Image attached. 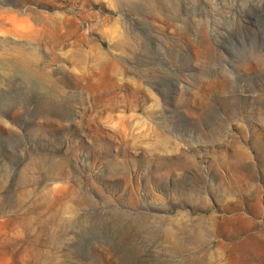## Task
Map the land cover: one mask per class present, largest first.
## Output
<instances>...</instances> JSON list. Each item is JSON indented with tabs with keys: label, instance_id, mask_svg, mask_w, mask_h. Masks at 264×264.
<instances>
[{
	"label": "rangeland",
	"instance_id": "obj_1",
	"mask_svg": "<svg viewBox=\"0 0 264 264\" xmlns=\"http://www.w3.org/2000/svg\"><path fill=\"white\" fill-rule=\"evenodd\" d=\"M259 116L264 0H0V264H264Z\"/></svg>",
	"mask_w": 264,
	"mask_h": 264
},
{
	"label": "bare ground",
	"instance_id": "obj_2",
	"mask_svg": "<svg viewBox=\"0 0 264 264\" xmlns=\"http://www.w3.org/2000/svg\"><path fill=\"white\" fill-rule=\"evenodd\" d=\"M235 99H236V98H235ZM261 99H262V98H261ZM229 102H230V101H229ZM258 103H259V102H258ZM240 104H241V103H240ZM232 110H233V109H232ZM262 112H263V111H262ZM262 115H263V114H262ZM260 116H261V115H260ZM260 116H259V121L262 123V127L264 128V122H262L263 118L260 117ZM260 131L262 132V130H260ZM253 137H254V134L251 135L252 140H254ZM256 137H257V136H256ZM262 142H263V141H262Z\"/></svg>",
	"mask_w": 264,
	"mask_h": 264
}]
</instances>
